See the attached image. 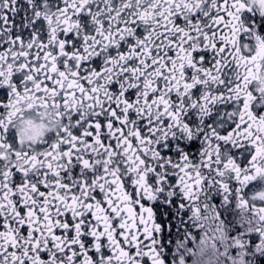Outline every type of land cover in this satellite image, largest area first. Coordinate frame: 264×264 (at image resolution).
Instances as JSON below:
<instances>
[{
	"label": "snow or ice",
	"instance_id": "6c2138e0",
	"mask_svg": "<svg viewBox=\"0 0 264 264\" xmlns=\"http://www.w3.org/2000/svg\"><path fill=\"white\" fill-rule=\"evenodd\" d=\"M0 264H264V0H0Z\"/></svg>",
	"mask_w": 264,
	"mask_h": 264
}]
</instances>
